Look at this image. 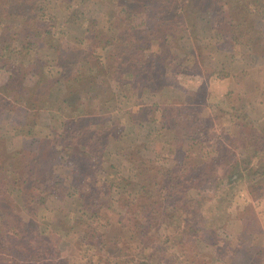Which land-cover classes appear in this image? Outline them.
Masks as SVG:
<instances>
[{"label": "rangeland", "instance_id": "374dc122", "mask_svg": "<svg viewBox=\"0 0 264 264\" xmlns=\"http://www.w3.org/2000/svg\"><path fill=\"white\" fill-rule=\"evenodd\" d=\"M30 1L43 3L44 13L58 16L60 21L75 9L86 19L79 28L64 22L59 45L44 47L41 52L49 72L27 75L22 86L0 105V179L7 181L8 191L21 188V184L9 185L13 153L19 151L26 179L22 193L11 194L17 203L11 223L18 231L28 230L34 223L46 237L41 246L32 245L30 260L19 253V263L237 264L242 260L247 264L248 258L249 264H264V8L246 38L254 2L226 34L217 35L216 18L226 7L223 0H194V27L190 30L172 23L166 8L153 0ZM104 4L111 6L112 13L106 16ZM176 13H180L178 8ZM92 20L99 28L107 20L117 22L121 38L112 41L110 48L88 41L86 30L90 31ZM157 28L162 32L156 36L165 37L168 53L173 52L172 60L161 65L163 79L120 86L110 75L113 68L107 71L103 67L107 49L116 55L114 65L126 64L137 53L143 61L158 49L157 40L149 34ZM90 53L95 54L97 64L93 96L82 103L86 133L77 140L67 139L61 131L69 109L58 104L67 91V81L59 61L73 58L84 64ZM121 76L126 78L127 73ZM7 79L8 73L0 69V85ZM40 101L50 106L44 107ZM169 106L172 128L161 129L163 108ZM79 107L76 103L70 111L76 114ZM193 110L204 121L212 119L217 132L218 112L235 119L244 116L243 123L257 132L249 141L261 137L262 148L256 154L237 148L242 157L251 154V166L232 182H227L230 173L222 177L200 167L196 179L202 187L195 185L185 195L193 201L190 210L196 205L197 211L184 214L181 226L174 227L173 223H160L163 209L170 207L162 200L164 189L156 192L152 181L139 187L134 165L138 159L148 161L149 178L160 180L164 169L182 163L188 148L185 115ZM171 139L176 141L170 143ZM231 142L228 145L233 147L241 144ZM99 145L104 154L95 155ZM240 168L237 157L231 172ZM81 192L87 200L98 195V211L82 207ZM29 202L36 206L35 215L23 206L31 208ZM1 225L0 251L11 256L8 250L14 240ZM234 256L238 259L232 262Z\"/></svg>", "mask_w": 264, "mask_h": 264}, {"label": "trees", "instance_id": "16d2710c", "mask_svg": "<svg viewBox=\"0 0 264 264\" xmlns=\"http://www.w3.org/2000/svg\"><path fill=\"white\" fill-rule=\"evenodd\" d=\"M153 1L166 8L172 23L174 22L180 25L182 29L189 28L190 30V28L194 27L193 12H191L195 9L194 0ZM251 2H254L253 6H255V10L253 9V12L247 20L245 30L247 38L248 34L253 32L250 28L258 21L259 13H263L264 0H223L226 7L218 12V18H216V34H226L238 16L241 15V12H249ZM177 8L180 10V13H176ZM237 11H239V14ZM44 12L45 6L43 3L38 4L30 0H0V69L8 73L7 81L0 85V105L5 98L12 95L14 91L22 86L27 75L34 74L43 76L49 72L46 70L48 64L43 60L41 52L44 47L54 48V46L57 47L59 45V39L65 34L64 22H73V25L79 28L84 26L82 24H84L83 21L86 19L85 14L80 9L68 12L64 17L61 16L64 19L63 21H60L58 16L46 15ZM103 12L104 16L112 13L111 6L108 7V5H105ZM91 22V24H88L90 31L86 30L87 35L85 39H88V41H97L96 43L101 44L102 48H110L111 42L122 36L117 26H115L117 24L115 21L107 20L106 22L109 25L103 24L100 28L95 20ZM207 22H211V20L207 19ZM185 23H188L189 26L187 24L185 27ZM158 32H162V30L157 28L151 30L149 33L153 35V39L157 40L158 49L155 52L147 54L143 61L141 60L140 54L137 53V55H133L128 59L126 64L114 65V62L117 60L114 58L116 55L110 49H107V60L103 67H106L107 71L113 68L114 71H111L110 75L119 81L120 86L129 83L135 85L138 80L163 79L160 74L161 65L162 63L165 64L166 60H172L173 52L171 51L170 53L169 51L168 53L167 39L161 35L159 37L156 36ZM168 35L172 39L175 38L172 33ZM250 42L247 41V43ZM84 61V64H81L73 58L62 57L59 61V64L63 67L62 75L67 81V91L58 104L60 108L65 107L69 109V111L65 109L68 119L63 121L61 132L65 138L72 140H77L78 136L86 133V120L82 117L86 109L82 107V103L86 99L92 98V93L94 92L93 86L96 82V69L94 66H96L95 63L97 64V62H95V54H88ZM123 72L127 73L126 78H122L121 73ZM32 98L35 100V97ZM40 102L44 107L50 106L46 102ZM76 103L80 104V107L78 112L74 114L70 111V108ZM163 112V119H161L162 122L160 123L161 129L171 130L172 127L170 125L173 122L172 108L170 106L163 108ZM169 116L171 117L169 118ZM216 116V124L219 126L218 132L213 129L212 119L206 120L211 122L204 123L206 121L202 120L195 110L186 113L183 131L184 137L188 141V148L185 160L180 164H175L168 167V169H164V173H161L160 180H157V176H155L154 180L149 178L150 168L148 161L138 159L135 163V175L138 176L139 182L137 185L139 187L148 186L147 182L152 181L156 192L164 189L161 197L164 200L163 202L169 204L170 207L169 209H163L164 216L160 223L166 225L167 222L169 224L173 223L174 227H179L181 226L180 222L183 220L184 214H193L197 211L196 205L192 206V210H190L191 202L193 201L189 199L190 197L188 195L186 197L185 195L187 194V189L195 185L202 187L198 183L199 180L196 179L199 175L197 171L200 167H208L222 177L230 173L227 182H232L239 175L243 174V170H247L251 166V154L245 157L243 155L242 157V152H236L237 148L251 149L253 151L252 154L258 153L260 148H262L261 137L257 138L256 141H249L252 137L257 136V132L254 128L248 126L247 123H243L242 118L244 116L239 118L242 121H238L239 119L232 118L227 112L222 111L218 112ZM115 125L116 123L112 127ZM175 138L177 139V137ZM176 139H171L170 143L176 141ZM236 140L241 144L238 143V146L234 147L228 145V142L232 143L231 141H234L236 143ZM248 143H251L250 147H246ZM100 148V145L96 146L94 150L95 155L104 154V148ZM207 149L208 151H206ZM210 151L213 152V155H210ZM13 157L12 164L14 169L9 172L11 173L10 179H13V181L9 185L14 187L15 185L18 186L21 184V188L18 186L15 192L8 191L5 187L7 181L0 179V223H2L1 226L5 231L4 233H11V239L14 240L12 247L8 250L11 256L0 251V264H20L18 261L19 253L23 254L24 259L30 260L32 256L28 255V252L30 249L34 251L32 245L41 246L43 244L42 242L46 239L45 231L35 229L34 223L28 227V230L24 231H18L17 226L11 223V220L15 216V208L17 206L11 194L13 192L21 194L23 184L26 181L22 152H14ZM237 157L241 168L239 171L231 172ZM122 181H125V183L129 182L127 179H122ZM86 194H91V192ZM84 196L85 194L81 192L82 207L90 211H98L100 208L98 195L94 194L88 200ZM196 203L198 201H195ZM23 206L28 212L35 215V205H32L31 208H28L30 205L27 204ZM178 242L180 243L181 241L179 240Z\"/></svg>", "mask_w": 264, "mask_h": 264}, {"label": "crops", "instance_id": "0c3cea01", "mask_svg": "<svg viewBox=\"0 0 264 264\" xmlns=\"http://www.w3.org/2000/svg\"><path fill=\"white\" fill-rule=\"evenodd\" d=\"M161 102H162V101H160V99H159L158 103H161ZM238 235H239V234H238ZM236 259H238V256L236 257ZM236 259H235V256H234L232 262H233L234 260H236ZM246 261H247V262H246L247 264L252 263L251 260L248 261V258L246 259ZM237 264H243V263H242V260H240Z\"/></svg>", "mask_w": 264, "mask_h": 264}]
</instances>
